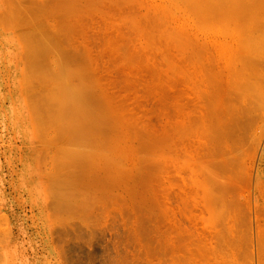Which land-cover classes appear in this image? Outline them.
I'll use <instances>...</instances> for the list:
<instances>
[{
  "label": "rangeland",
  "instance_id": "rangeland-1",
  "mask_svg": "<svg viewBox=\"0 0 264 264\" xmlns=\"http://www.w3.org/2000/svg\"><path fill=\"white\" fill-rule=\"evenodd\" d=\"M74 1L0 0V264H264V4Z\"/></svg>",
  "mask_w": 264,
  "mask_h": 264
},
{
  "label": "bare ground",
  "instance_id": "bare-ground-1",
  "mask_svg": "<svg viewBox=\"0 0 264 264\" xmlns=\"http://www.w3.org/2000/svg\"><path fill=\"white\" fill-rule=\"evenodd\" d=\"M74 1V0H73ZM116 1V0H115ZM119 1V0H118ZM240 1V0H239ZM242 1V0H241ZM245 1V0H244ZM257 1V0H256ZM259 2H256V4H258V3H260L261 5L262 4H264V1L261 3L260 2V0H258ZM42 2V1H41ZM56 2V1H55ZM60 2V1H59ZM63 2H65V1H63ZM126 2V1H125ZM233 2V1H232ZM232 2H229V4L230 3H232ZM74 3H75V1H74ZM76 3H77V1H76ZM117 3H119V2H117ZM238 3V2H237ZM244 3V2H243ZM246 3V2H245ZM72 4V3H71ZM136 4V3H135ZM134 4V5H135ZM255 4V3H254ZM255 4V5H256ZM260 4L258 5V6H260ZM54 5V4H53ZM61 5V4H60ZM119 5V4H118ZM122 5V4H121ZM232 5H234V4H232ZM239 5V4H238ZM253 5V4H252ZM39 6V5H38ZM40 6H43V5H40ZM39 6V7H40ZM63 6V5H62ZM68 6V5H67ZM74 6V5H73ZM235 6V5H234ZM247 6V5H246ZM77 7V6H76ZM130 7V6H129ZM220 7V6H219ZM230 7V6H229ZM237 7V6H236ZM45 7L43 6V9H44ZM42 9V8H41ZM42 9V10H43ZM56 9V8H55ZM61 9V8H60ZM105 9V8H104ZM120 9H123V7L122 8H120ZM235 9V8H234ZM245 9V8H244ZM45 10H47V9H45ZM73 10V9H72ZM132 10V9H131ZM134 10V9H133ZM232 10V9H231ZM236 10V9H235ZM247 11V10H246ZM42 12V11H41ZM68 12V11H67ZM116 12V11H115ZM124 12V11H123ZM44 13H46V12H44ZM99 13V12H98ZM122 13V12H121ZM232 13V12H231ZM245 13V12H244ZM126 14V13H125ZM234 14H235V12H234ZM238 14V13H237ZM248 14V13H247ZM61 15H63V14H61ZM66 15H67V13H66ZM123 15V14H122ZM97 16V15H96ZM33 17H36V16H34L33 15ZM42 17V16H41ZM46 17V16H45ZM48 17V16H47ZM59 17V16H58ZM71 17V16H70ZM89 17V16H88ZM104 17V16H103ZM63 18V17H62ZM68 17H66V19H67ZM93 18H95V17H93ZM38 19V18H37ZM110 19V18H109ZM113 19V18H112ZM150 19V18H149ZM153 19V18H152ZM39 20V19H38ZM44 20V19H43ZM59 20V19H58ZM71 20V19H70ZM133 21H134V19H132ZM135 20H137V19H135ZM82 21V20H81ZM97 21V20H96ZM118 21V20H117ZM138 21V20H137ZM136 21V22H137ZM249 21V20H248ZM61 22V21H60ZM64 22H65V19H64ZM112 22V21H111ZM114 22V21H113ZM116 22V21H115ZM114 22V23H115ZM126 22H128L129 23V21H126ZM146 22H148V21H146ZM247 22V21H246ZM45 23V22H44ZM62 23H63V21H62ZM125 23V22H124ZM82 24V23H81ZM86 24V23H85ZM113 24V23H112ZM247 24V23H246ZM94 25V24H93ZM109 25V24H108ZM82 26V25H81ZM85 26V25H84ZM126 26V25H125ZM128 27V26H127ZM67 28V27H66ZM70 28V27H69ZM68 28V29H69ZM76 28H77V26H76ZM132 28V27H131ZM143 28V27H142ZM42 29V28H41ZM72 29V28H71ZM79 29V28H78ZM117 29V28H116ZM122 29V28H121ZM138 30V29H137ZM43 31V30H42ZM53 31H55V30H53ZM53 31H51V32H53ZM74 31H76V30H74ZM83 31V30H82ZM86 31V30H85ZM58 32V31H57ZM79 32V31H78ZM98 32V31H97ZM162 32V31H161ZM166 32V31H165ZM59 33V32H58ZM70 33H72V32H70ZM76 33V32H75ZM82 33H85V32H82ZM102 33V32H101ZM110 33H111V31H110ZM143 33V32H142ZM56 34V33H55ZM81 34V33H80ZM107 34V33H106ZM167 34V33H166ZM98 35V34H97ZM134 35V34H133ZM51 36V35H50ZM68 36V35H67ZM100 36V35H99ZM98 36V37H99ZM110 36V35H109ZM116 36V35H115ZM69 37H72V36H69ZM74 37V36H73ZM111 37V36H110ZM140 37V36H139ZM67 39H68V37H66ZM65 38V39H66ZM96 38V37H95ZM95 38H92L93 40L95 39ZM100 39V38H99ZM112 39V38H111ZM116 39H118L117 38V36H116ZM128 39V38H127ZM153 39V38H152ZM53 40V39H52ZM60 40V39H59ZM169 40V39H168ZM216 40V39H215ZM55 41H56V39H55ZM71 41V40H70ZM108 41V40H107ZM113 41V40H112ZM123 41V40H122ZM66 42V41H65ZM155 42V41H154ZM55 43V42H54ZM68 43H69V41H68ZM73 43H75V42H73ZM72 43V44H73ZM85 43V42H84ZM101 43V42H100ZM108 43V42H107ZM124 43V42H123ZM57 44V43H56ZM105 44V43H104ZM111 44H113V43H111ZM117 45V44H116ZM119 45V44H118ZM43 46V45H42ZM70 46V45H69ZM174 46V45H173ZM212 46V45H211ZM91 47V46H90ZM105 47V46H104ZM123 47V46H122ZM134 47V46H133ZM142 47V46H141ZM167 47V46H166ZM207 47H208V45H207ZM210 47V46H209ZM80 48V47H79ZM93 48V47H92ZM124 48H125V46H124ZM159 48V47H158ZM168 48V47H167ZM104 49V48H103ZM110 49V48H109ZM127 49V48H126ZM176 49V48H175ZM174 50V49H173ZM203 50V49H202ZM140 51V50H139ZM206 51H208V50H206ZM102 52H104V51H102ZM154 52V51H153ZM205 52V51H204ZM91 53V52H90ZM89 53V54H90ZM107 53H108V50H107ZM146 53V52H145ZM156 53V52H155ZM83 54V53H82ZM100 54V53H99ZM105 54V53H104ZM109 54V53H108ZM111 54H112V52H111ZM115 54V53H114ZM113 54V55H114ZM123 54V53H122ZM139 54V53H138ZM170 54V53H169ZM126 55V54H125ZM130 55V54H129ZM141 55V54H140ZM146 55V54H145ZM84 56V55H83ZM103 56V55H102ZM110 56V55H109ZM112 56V55H111ZM115 56V55H114ZM131 56V55H130ZM118 57V59H119V55L118 56H116V58ZM120 57H122V56H120ZM124 57V56H123ZM129 57V56H128ZM135 57V56H134ZM145 57V56H144ZM147 57V56H146ZM172 57V56H171ZM113 58V57H112ZM133 58V57H132ZM143 58V57H142ZM90 59H91V57H90ZM89 59V60H90ZM127 59V58H126ZM126 59H125V61H126ZM120 60V59H119ZM122 60V59H121ZM124 60V59H123ZM167 60V59H166ZM132 61H134V60H132ZM131 61V62H132ZM111 62V61H110ZM134 62H136V61H134ZM147 62V61H146ZM190 62V61H189ZM192 62V61H191ZM130 63V62H129ZM149 63V62H148ZM159 63V62H158ZM171 63V62H170ZM193 63V62H192ZM135 64V63H134ZM137 64V63H136ZM155 65V64H154ZM189 65V64H188ZM136 66V65H135ZM113 67H115V66H113ZM177 67V66H176ZM156 68H157V66H156ZM170 68V67H169ZM117 70V69H116ZM153 70V69H152ZM161 71V70H160ZM172 71V70H171ZM174 71V70H173ZM150 72V71H149ZM156 73V72H155ZM149 75V74H148ZM162 75V74H161ZM165 75V74H164ZM154 76V75H153ZM193 76V75H192ZM188 77H189V75H188ZM153 78V77H152ZM155 78V77H154ZM157 78V77H156ZM162 78V77H161ZM158 79V78H157ZM170 79V78H169ZM189 79V78H188ZM151 80V79H150ZM163 81V80H162ZM162 81H161V83H162ZM166 81H168V79L166 80ZM158 82H159V80H158ZM180 82V81H179ZM160 83V82H159ZM160 86H161V84H160ZM157 87V86H156ZM162 88H164V87H162ZM169 88V87H168ZM166 89V88H165ZM185 89V88H184ZM171 90V89H170ZM179 90V89H178ZM82 91V90H81ZM172 91V90H171ZM195 91V90H194ZM181 92H182V90H181ZM73 93V92H72ZM177 93V92H176ZM75 94V93H74ZM167 94V93H166ZM165 95V94H164ZM171 95H173V94H171ZM187 95V94H186ZM72 96V95H71ZM71 96H69V98L71 97ZM204 97V96H203ZM68 98V96H67V100L69 99ZM170 98V97H169ZM186 98V97H185ZM205 98V97H204ZM171 99V98H170ZM73 100L74 99H70V101H67L66 103H67V105L69 104V105H71L72 103H70V102H73ZM186 100V99H185ZM199 101V100H198ZM201 101V100H200ZM78 102L76 101V104H77ZM204 103V102H203ZM74 104V103H73ZM192 105V104H191ZM203 105V104H202ZM173 106V105H172ZM67 107V106H66ZM175 107V106H174ZM195 107V106H194ZM72 109V105H71V108H70V110ZM74 109V108H73ZM200 109V108H199ZM203 108H201V110H202ZM76 110V109H75ZM79 110H80V108H79ZM160 110V109H159ZM181 110V109H180ZM91 111H94V110H91ZM90 111V112H91ZM198 111V110H197ZM73 112V111H72ZM203 112H204V110H203ZM200 113V112H199ZM206 113V112H205ZM50 114V113H49ZM72 114H74V113H72ZM89 114V113H88ZM160 114V113H159ZM201 114V113H200ZM203 114V113H202ZM91 115H94V112H93V114H91ZM188 115V114H187ZM197 115V114H196ZM51 116V115H50ZM158 116V115H157ZM181 116H182V114H181ZM189 116V115H188ZM192 116V115H191ZM185 119V118H184ZM195 119V118H194ZM197 120V119H196ZM198 120H199V118H198ZM203 120H204V117H203ZM46 121V120H45ZM49 123V121H46V123ZM171 122V121H170ZM194 123V122H193ZM79 124H81V123H79ZM178 124V123H177ZM74 125V124H73ZM170 125V124H169ZM86 126V125H85ZM89 126V125H88ZM173 126H174V124H173ZM90 127V126H89ZM181 127H183V126H181ZM206 127V126H205ZM204 128V127H203ZM73 129H75V128H72V130ZM84 129H86V128H84ZM68 130V129H67ZM70 131H71V129H69ZM202 130V129H201ZM89 130H87V132H88ZM199 131H200V129H199ZM75 133H76V131H74ZM95 132V131H94ZM93 132V133H94ZM67 133V132H66ZM184 133V132H183ZM188 133V132H187ZM69 134H71V133H69V131H68V136H69ZM88 134H89V132H88ZM175 134V133H174ZM186 134V133H185ZM189 134V133H188ZM200 134V133H199ZM207 134V133H206ZM72 135V134H71ZM77 135V134H76ZM184 135V134H183ZM201 135H202V131H201ZM200 135V136H201ZM209 135V134H208ZM175 136V135H174ZM200 136H198V137H200ZM70 137H72V136H70ZM74 138H75V136H73ZM79 137V136H78ZM81 137V136H80ZM92 137H93V135H92ZM91 136H90V140H91V138H92ZM213 137V136H212ZM69 138V137H68ZM183 138V137H182ZM87 139L89 140V138L87 137ZM189 139V138H188ZM70 140V139H69ZM79 140V139H78ZM77 140V141H78ZM186 140V139H185ZM198 140V139H197ZM71 141V140H70ZM73 141H74V139H73ZM186 141H192V139L191 140H186ZM208 141V140H207ZM176 142H178V141H176ZM184 142V141H183ZM203 142V141H202ZM190 144V143H189ZM200 144V143H199ZM180 145V144H179ZM192 146V145H191ZM197 146V145H196ZM155 147V146H154ZM193 148V147H192ZM196 148V147H195ZM199 149V148H198ZM182 151V150H181ZM193 151V150H192ZM202 151V150H201ZM186 153V152H185ZM189 155V154H188ZM138 158V157H137ZM85 160V159H84ZM84 160H82V161H84ZM86 162V161H85ZM121 162V161H120ZM66 165H68V164H66ZM121 166V165H120ZM67 167V166H66ZM69 168V167H68ZM176 168V167H175ZM174 168V169H175ZM178 168V167H177ZM70 169H71V165H70ZM68 170V169H67ZM138 170V169H137ZM184 170V169H183ZM72 171V170H71ZM146 172V171H145ZM150 173V172H149ZM153 173V172H152ZM67 174V173H66ZM70 174V173H69ZM68 174V175H69ZM67 175V176H68ZM71 176V175H70ZM100 178V177H99ZM85 181H87V180H85ZM91 181H92V179H91ZM191 182V181H190ZM69 184V183H68ZM88 184V183H87ZM89 184H90V182H89ZM93 184V183H92ZM91 184V185H92ZM90 185V186H91ZM192 185V184H191ZM87 187H89V186H87ZM70 192V191H69ZM180 192V191H179ZM189 192V191H188ZM161 194H163V193H161ZM166 194V193H165ZM185 194V193H184ZM173 195V194H172ZM162 196V195H161ZM167 196V195H166ZM184 196V195H183ZM177 197V196H176ZM182 197V196H181ZM185 197V196H184ZM173 198V197H172ZM184 199H187V197L186 198H184ZM182 200H183V198H182ZM192 200V199H191ZM153 201V200H152ZM163 202V201H162ZM173 202V201H172ZM156 203V202H155ZM152 204V203H151ZM180 204V203H179ZM182 204V203H181ZM164 205V204H163ZM160 206H161V204H160ZM168 209V208H167ZM162 211V210H161ZM169 214V213H168ZM173 215V214H172ZM178 215V214H177ZM183 215H185V214H183ZM171 216V215H170ZM176 217V216H175ZM171 218V217H170ZM189 218V217H188ZM177 220V219H176ZM182 220V219H181ZM186 220V219H185ZM180 221V220H179ZM179 223V222H178ZM175 224V223H174ZM182 225V224H181ZM175 227V226H174ZM178 228H180V227H178ZM184 228V227H183ZM192 230V229H191ZM157 231V230H156ZM187 231V230H186ZM183 234V233H182ZM180 235H181V233H180ZM182 236V235H181ZM170 240V239H169ZM180 240V239H179ZM183 240V239H182ZM173 242V241H172ZM177 242V241H176ZM186 242V241H185ZM185 245V244H184ZM176 247V246H175ZM177 248V247H176ZM182 249V248H181ZM211 252V251H210ZM216 252V251H215ZM208 253V252H207ZM174 255V254H173ZM213 255H214V252H213ZM215 256V255H214ZM172 257V256H171ZM187 261V260H186Z\"/></svg>",
  "mask_w": 264,
  "mask_h": 264
}]
</instances>
